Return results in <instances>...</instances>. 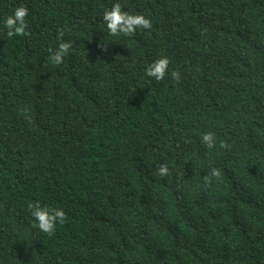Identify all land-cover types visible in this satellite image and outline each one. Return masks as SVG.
<instances>
[{
    "label": "trees",
    "instance_id": "16d2710c",
    "mask_svg": "<svg viewBox=\"0 0 264 264\" xmlns=\"http://www.w3.org/2000/svg\"><path fill=\"white\" fill-rule=\"evenodd\" d=\"M116 2L152 28L110 35ZM0 264H264V0H0Z\"/></svg>",
    "mask_w": 264,
    "mask_h": 264
},
{
    "label": "clouds",
    "instance_id": "9594fccd",
    "mask_svg": "<svg viewBox=\"0 0 264 264\" xmlns=\"http://www.w3.org/2000/svg\"><path fill=\"white\" fill-rule=\"evenodd\" d=\"M29 15V9L25 5L17 6L14 9L13 14L7 16L5 19V27L8 30L7 36H29L31 33L28 29V21L26 17ZM103 21L106 22V27L110 35L118 36L123 34L124 36H134L137 29H151L152 21L146 18L143 14H131L128 11L122 9V5L119 2L113 4L110 10H106L103 14ZM63 30L58 31L57 39L61 41L56 49L49 48L51 61L59 65L63 63L64 57L69 53L72 47L71 42L63 40ZM101 50L107 51V43L100 45ZM170 65V59L167 56H162L151 64L146 69V75L153 77L157 81H161L168 73ZM172 79L179 83L181 76L178 70L171 72ZM201 142L209 149H213L217 146L216 134L213 132H206L202 134ZM219 148L229 149L230 145L224 141H219ZM160 177H167L171 175L169 166L164 163L160 164L156 173ZM222 172L219 168L212 167L207 175L203 177L204 184L210 186L214 179H219ZM28 210L34 219L33 227H38L42 232L53 235L56 231L57 224H63L67 219V214L62 208L49 207L48 205H41L39 202L29 203Z\"/></svg>",
    "mask_w": 264,
    "mask_h": 264
}]
</instances>
